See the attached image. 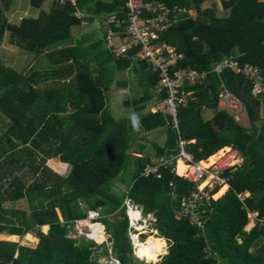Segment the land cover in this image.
<instances>
[{"label":"trees","instance_id":"trees-1","mask_svg":"<svg viewBox=\"0 0 264 264\" xmlns=\"http://www.w3.org/2000/svg\"><path fill=\"white\" fill-rule=\"evenodd\" d=\"M160 1L184 9L158 41L184 54L178 66L212 70L232 57L240 66L257 65L264 77V0ZM28 4L39 9L37 14L11 22L7 12L13 0H0V45L8 32L10 43L43 54L46 60L21 71L0 59V234L30 233L38 241L29 246L0 239V264H99L101 252H107L104 243L67 235L72 219L86 214L80 200L88 208L101 206L99 222L111 236V252L120 264H263L264 225L258 219L264 216V96H253L250 82L229 68L220 74L210 71L204 80L186 87L193 90V99L179 108L177 116L180 134L192 139L188 148L195 158H206L224 145L242 157L226 191L210 198L202 225L191 224L180 214V199L192 189V182L172 165L161 167L160 177L141 174L148 153L133 144L161 127L164 139L161 144L152 141L151 153L161 154L177 144L179 132L171 116L150 109L164 96L154 89L157 73L144 61L115 57L100 27L74 38L73 27L84 19L101 13L123 16L124 0H78L76 5L28 0ZM77 8L85 14L77 16ZM55 50L58 56L51 59ZM124 69L146 70L140 95L123 100L137 113L129 125L130 119L108 114L107 91L127 84L115 75ZM222 83L245 105L249 128L218 108ZM203 107L212 111L211 117L203 118ZM50 158L60 167L68 162L71 168L57 173L47 165ZM130 158L135 167L122 189L127 177L118 178V173ZM245 190L249 194L242 201L237 192ZM126 195L144 213H152L157 236L168 244L157 262L133 254L122 205ZM21 199L26 206L18 205ZM249 213L258 219L246 230ZM43 225H48L47 232Z\"/></svg>","mask_w":264,"mask_h":264},{"label":"built area","instance_id":"built-area-1","mask_svg":"<svg viewBox=\"0 0 264 264\" xmlns=\"http://www.w3.org/2000/svg\"><path fill=\"white\" fill-rule=\"evenodd\" d=\"M58 3L76 0H54ZM125 13L123 16L111 14L107 17L108 28L106 30L105 41L110 52L115 57H129L133 61H144L148 67L157 73V81L154 89L157 92H164L161 100L152 104L150 109L166 113L171 116L172 126L178 132L179 137L175 146L169 147L161 154L148 155L143 163L141 174L160 177L161 167L167 165L175 170L177 174L184 176L192 182V189L182 194L180 199V214L188 218L189 223L202 225L201 216L206 211L209 200L223 184L229 186V178L235 166L242 161L238 151L230 145L227 151L220 155L214 153L206 158L196 159L193 152L188 148V143L192 139H187L180 134L178 110L187 107L193 99V90L187 89L204 80L210 71L220 74L223 69L229 68L235 73H241L251 85L253 96H264V77L257 65L246 62L239 65L234 58H228L216 63L212 70L197 69L192 66H178L184 54L179 52L174 45L160 43L159 35L165 31L172 23L181 18L184 9L179 6H168L160 0H124ZM190 13V12H189ZM76 15L81 16L80 11ZM218 96V108L225 109L229 114L238 120L239 115L245 111L243 102L230 91L223 83ZM264 105V100L262 101ZM202 108V116L207 119ZM216 158H215V156ZM179 161L185 168L179 170ZM172 186V181H169ZM217 187V189H215ZM169 194L174 197L175 191L171 189ZM248 191L237 192V196L243 201L248 195ZM85 208L86 216L72 219L68 225V236L72 238L84 237L98 244L107 246V254L104 256V264H120L117 257L111 252V236L105 232L99 219L101 206L88 208L84 200L79 201ZM122 205L128 218L127 234L130 240L133 254L138 259L146 260L139 253L140 243L145 241V234L151 236L154 231V217L151 212L144 213L142 207L135 203L130 196L126 195L122 200ZM256 213H251L255 220ZM258 221L264 225V216ZM148 236V237H149ZM113 255V256H112ZM264 264V263H263Z\"/></svg>","mask_w":264,"mask_h":264},{"label":"rangeland","instance_id":"rangeland-1","mask_svg":"<svg viewBox=\"0 0 264 264\" xmlns=\"http://www.w3.org/2000/svg\"><path fill=\"white\" fill-rule=\"evenodd\" d=\"M209 2L210 1H208L206 3H209ZM189 12L191 13L190 10H189ZM36 13H37L36 8L31 7L28 4L27 0H13V5H12L11 9L7 12V18L11 22H18L20 20V17L34 16V15H36ZM191 14H193V13H191ZM105 20H106L105 14H103L101 16L96 15L92 19V22L90 24H87V25L81 24V25L74 26L73 32L74 31L75 32H85V31L90 32L94 28H98L101 26H103V28H105L106 27ZM66 40H64V41H66ZM105 44H106V42H105ZM106 46H107V44H106ZM48 52L49 51L46 50V51H44V54H46ZM56 53H58L56 50L51 51V54H50L51 59H54V57L58 56V54H56ZM0 59L4 63L11 65L15 69L21 70V71L26 70L29 67H35L37 64L41 65V62H43V60L46 62L45 58H43V54L38 55L32 51L25 50L18 45L10 43L8 40V32L5 33V36H4V38L1 42V45H0ZM145 73H146L145 69H142L139 71H135V70H131V69H124V70L119 71L115 74L116 79L118 78L121 81L126 80L127 84L126 85H121V84L114 85V86H112V88H110L107 91L108 95L110 96V100L108 101V107L110 109V111H108V114L110 116H112L115 119H117V118L118 119L119 118L130 119L129 121L126 122V125H129L130 123H133L136 121L135 117L137 116L136 115L137 113L133 110L135 108V106L124 105L123 100L124 99H134V98H136L137 95H140L141 91L144 88L143 86L146 85ZM151 106H152V103H151L150 107ZM262 110L263 111L261 114L264 116V107L262 108ZM237 121L239 123H241L242 125L246 126L247 128L250 127V122L248 121V118H247L245 111L239 115V118ZM164 133H165V130L163 127L158 128L156 130H152V131L144 134V136L141 137L137 142H135L136 140H134L133 144H134V146L137 145L136 147H139V148L143 147V152H147L149 154V153L153 152L152 141L154 140L158 144H161L162 139H164ZM228 147L229 146L221 147L216 152V155H220L223 152H226ZM139 155H141V154H139ZM215 158H216V156H215ZM55 161H58V160L53 161V158H50L47 160V165L57 173L66 174L69 171V169L71 168L70 163L64 162V163H62L63 165L61 166V169H57V166H55V165L58 162L56 163ZM60 162H63V161H60ZM134 167H135V164L133 162V159L132 158L128 159L126 161V163L124 164V166L122 167V169L120 170V172L118 173L119 174L118 178L122 179V176L127 177V182L121 183L120 184L121 186H119L120 188H122V189L125 188L126 183L128 184L131 181L130 178L132 177ZM179 172L182 174L181 171H179ZM225 189H227V187ZM217 191H215V193H213V194H210V196H212V198H216V197H219L220 195L223 194V191L219 194ZM24 201H25L24 199H21L20 200L21 204H18V205L19 206H26ZM249 217H250L249 222L246 225H244V229H246V230L250 229L255 222V219L253 218V216H251V213H249ZM41 229L43 232H45V231L47 232L48 225L42 226ZM153 230L154 231H152L151 235L154 238H156V242H158L157 245L160 248L155 249V252L152 253V254L155 253L154 256L151 255L154 257V259H146L145 260L146 262H151V261L157 262V261H159L160 258L166 253L167 246H168V244L166 243V241L163 237L157 236L156 229L154 228ZM148 236H149L148 234H145L146 239L148 238ZM0 239L18 241L21 244H28L29 246H34L38 241V238L35 237L34 235L30 234V233L25 234L23 237H19L18 235H8L5 233H2V234H0ZM146 239H145V241H146ZM106 254H107V252H105V251L101 252V257L98 260L99 264H104V256Z\"/></svg>","mask_w":264,"mask_h":264},{"label":"bare ground","instance_id":"bare-ground-1","mask_svg":"<svg viewBox=\"0 0 264 264\" xmlns=\"http://www.w3.org/2000/svg\"><path fill=\"white\" fill-rule=\"evenodd\" d=\"M185 168V165L179 161V171H182ZM226 184H223L221 186L220 189V193L226 188ZM153 240H152V239ZM158 242H156V238H154L152 235L149 236L145 242L140 243V249H139V253L141 254L142 257L146 256V259H154V254H152L153 252H155V249L160 248L158 245ZM143 245V246H142ZM158 254V253H157ZM153 255V256H151Z\"/></svg>","mask_w":264,"mask_h":264},{"label":"crops","instance_id":"crops-1","mask_svg":"<svg viewBox=\"0 0 264 264\" xmlns=\"http://www.w3.org/2000/svg\"><path fill=\"white\" fill-rule=\"evenodd\" d=\"M52 2H56V1H54V0H51ZM77 1L78 0H76L75 1V3L74 2H72V3H74L75 5L77 4ZM106 1V0H105ZM27 2H28V0H27ZM45 6H47V3H45ZM39 9L38 8H36V11H38ZM76 11H80L81 13H82V15L81 16H83V14H85L84 13V11L82 10V9H80V8H77L76 10H75V14H76ZM191 11V13H194V11H192V10H190ZM37 14V13H36ZM104 14V13H103ZM102 13H101V15H103ZM101 15H99V16H101ZM35 16V15H34ZM78 16V15H77ZM81 16H79V17H81ZM96 16V15H95ZM105 16H106V20H105V23L107 22V17H109L110 16V14H105ZM92 22V20H89V19H84L83 21H82V23H80V24H78V25H81V24H85V25H87V24H90ZM100 28H102V29H104L105 31L103 32L104 33V35L103 36H105V32H106V30H107V28H108V25H107V23H106V27L105 28H103V26H101ZM86 32V31H85ZM84 32H75L74 31V34L76 35L74 38L76 39V37L77 36H80L81 34H83ZM205 113H206V117L208 118V117H211V115H212V111L211 110H209V109H207L206 111H205ZM136 154H142V152H135ZM152 154H154V153H149L148 155H152ZM147 155V156H148ZM55 166H57V169H61V167L60 166H58L57 164L55 165ZM62 166V165H61ZM179 167V166H178ZM227 188H228V186H226ZM224 191H226V189L224 190ZM249 192V191H248ZM224 193V192H223ZM44 226V225H43ZM46 232V231H45Z\"/></svg>","mask_w":264,"mask_h":264},{"label":"clouds","instance_id":"clouds-1","mask_svg":"<svg viewBox=\"0 0 264 264\" xmlns=\"http://www.w3.org/2000/svg\"><path fill=\"white\" fill-rule=\"evenodd\" d=\"M228 187H229V186H228ZM246 191H247V190H246ZM85 213H86V211H85ZM101 214H102V212H101ZM102 215H103V214H102ZM85 216H86V214H85ZM85 216H84V217H85ZM102 217H103V216H102ZM102 217H101V218H102ZM132 251H133V250H132ZM151 262H152V261H151Z\"/></svg>","mask_w":264,"mask_h":264}]
</instances>
